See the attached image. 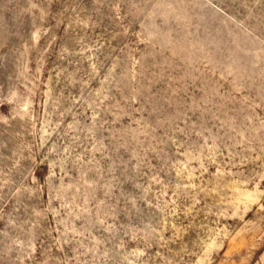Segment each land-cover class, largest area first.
Returning <instances> with one entry per match:
<instances>
[{"label": "rangeland", "instance_id": "rangeland-1", "mask_svg": "<svg viewBox=\"0 0 264 264\" xmlns=\"http://www.w3.org/2000/svg\"><path fill=\"white\" fill-rule=\"evenodd\" d=\"M0 264H264V0H0Z\"/></svg>", "mask_w": 264, "mask_h": 264}]
</instances>
